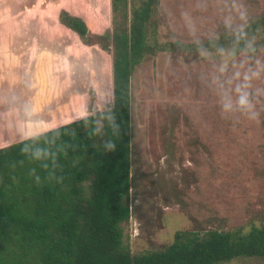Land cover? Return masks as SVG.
Segmentation results:
<instances>
[{"label":"rangeland","instance_id":"obj_1","mask_svg":"<svg viewBox=\"0 0 264 264\" xmlns=\"http://www.w3.org/2000/svg\"><path fill=\"white\" fill-rule=\"evenodd\" d=\"M65 6L94 34L111 28L110 0H68ZM263 13L264 0H159L150 41L167 49L146 55L130 79V217L124 233L131 254L169 244L178 230L247 232L264 223V33L239 53L170 47L236 32ZM59 28L63 43L90 52L93 70L82 73L67 50L34 64L30 59L19 80L15 67L0 73V144L110 105L109 52ZM83 91L84 101L75 96Z\"/></svg>","mask_w":264,"mask_h":264},{"label":"trees","instance_id":"obj_2","mask_svg":"<svg viewBox=\"0 0 264 264\" xmlns=\"http://www.w3.org/2000/svg\"><path fill=\"white\" fill-rule=\"evenodd\" d=\"M159 0H110L111 28L90 31L61 9L59 22L85 44L110 54L111 103L102 110L0 147V264H221L264 259V223L239 230H178L155 250L133 255L124 233L130 217V79L149 54ZM264 13L236 32L189 45L200 50L252 48ZM94 38V40H93ZM94 41V42H93Z\"/></svg>","mask_w":264,"mask_h":264},{"label":"crops","instance_id":"obj_3","mask_svg":"<svg viewBox=\"0 0 264 264\" xmlns=\"http://www.w3.org/2000/svg\"><path fill=\"white\" fill-rule=\"evenodd\" d=\"M67 1L68 0H0V73H8L10 68L15 67L17 73L16 76L13 75V78L14 81L19 80V77L23 76V74L28 71L30 59H33L32 64H34L42 56L49 54L55 56L54 54L65 53L67 50L74 53L72 56H75L76 65L78 67L80 66L82 73L87 72V70H93L90 52L88 53L86 50L81 51L82 53L78 52V50L73 49L70 41H68L67 44L62 42L59 27L64 25L59 22L58 14L61 9H68L65 6ZM74 15L78 16L79 14ZM64 27L77 36L74 31L66 26ZM83 56L85 57L84 61ZM83 62H85V64H83ZM72 78L76 79L77 76L73 75ZM78 82L77 80V85ZM75 96L83 99V101L85 100L84 91L83 93H75ZM69 101L70 99L68 98L61 103L57 101L58 103L56 104L55 102L51 111H53L57 105H61L62 109V104H68ZM69 121L71 120L57 123L41 131ZM26 137L12 139L8 143L0 144V147Z\"/></svg>","mask_w":264,"mask_h":264}]
</instances>
